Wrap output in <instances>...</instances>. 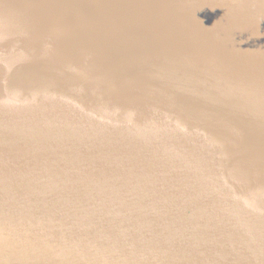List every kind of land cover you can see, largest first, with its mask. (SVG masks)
Wrapping results in <instances>:
<instances>
[{"label":"water","instance_id":"obj_1","mask_svg":"<svg viewBox=\"0 0 264 264\" xmlns=\"http://www.w3.org/2000/svg\"><path fill=\"white\" fill-rule=\"evenodd\" d=\"M0 264H264V0H0Z\"/></svg>","mask_w":264,"mask_h":264},{"label":"bare ground","instance_id":"obj_2","mask_svg":"<svg viewBox=\"0 0 264 264\" xmlns=\"http://www.w3.org/2000/svg\"><path fill=\"white\" fill-rule=\"evenodd\" d=\"M16 61L14 54L0 53V104L13 105L18 102L14 89L8 86L9 72Z\"/></svg>","mask_w":264,"mask_h":264}]
</instances>
